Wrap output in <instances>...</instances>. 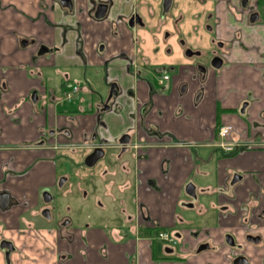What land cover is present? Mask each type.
Returning a JSON list of instances; mask_svg holds the SVG:
<instances>
[{"label":"crops","instance_id":"0c3cea01","mask_svg":"<svg viewBox=\"0 0 264 264\" xmlns=\"http://www.w3.org/2000/svg\"><path fill=\"white\" fill-rule=\"evenodd\" d=\"M213 1L216 37L230 50L224 67L209 73L196 103L199 82L183 93L187 80L175 76L160 88L134 62L140 30L156 13L153 2H147L145 19L137 0H70V7L59 0H0V191L11 197L8 208L0 207V232L14 247L8 252L0 245V264H155L149 238L139 241L136 263L132 233L120 242L113 227L90 226L67 231L70 240L65 232L46 229L35 207L55 183L54 152L36 143L52 129L55 139L75 152L96 146L115 151L120 137L131 134L129 173L118 183L134 187L148 228L155 223L186 237V227H180V219L191 214L183 205L186 186L193 183L209 195L228 187L220 199L202 201L196 222L201 234L191 248L206 229L220 242L226 231L239 235L244 217L255 220L264 211V146L229 155L215 146L222 123L234 125V137L243 145L264 144V0H249V10H242L241 0ZM101 2L109 9L99 20ZM251 9L259 13L254 25ZM133 14L145 25L130 27ZM41 48L48 49L43 56ZM113 83L118 94L110 96ZM70 85L80 93L67 101ZM64 130L68 134L58 136ZM9 169L15 175L8 176ZM236 173L242 180L232 186ZM221 205L236 215L214 227L211 219ZM49 244L55 252L47 250Z\"/></svg>","mask_w":264,"mask_h":264},{"label":"flooded vegetation","instance_id":"af4514ba","mask_svg":"<svg viewBox=\"0 0 264 264\" xmlns=\"http://www.w3.org/2000/svg\"><path fill=\"white\" fill-rule=\"evenodd\" d=\"M199 1L202 2L203 4L206 3V0H199ZM211 2H212V5L210 7L213 6L214 1L211 0ZM100 4H107V3L101 2L98 5ZM172 4H173V0H172ZM172 4L170 6V9L166 12L164 9V0H162V5H161L162 6V16H161L162 23L166 22V15L170 12ZM107 5L109 9V4ZM241 7H242V10H249V0H241ZM213 16H214V13H211L210 11L207 12V25L212 35L211 47L207 52V56H208L207 63L202 64V65L200 64L196 67L190 68L193 78L196 79L197 82H199L201 85L196 95V103H199L202 96L204 95L203 94L204 87L208 79L209 73L211 71H214L217 73L224 67L226 56L228 55V51L230 50V46L225 45L223 41L218 40V38L216 37ZM248 18H249L250 24L254 25L259 19V13L251 9L248 12ZM127 22L130 27H134L137 24L141 26L145 25L143 18L138 14L131 15V17L128 19ZM236 36H239V35H236ZM185 52H186L187 57H193V56H198V55L203 54L201 52L191 51L187 47H185ZM40 56H43V55H40ZM131 62H133V59ZM219 63H221V66L219 68H216L215 66L218 65ZM161 71H162V77L159 78V80L157 81L160 88L163 87V85L167 81H170L172 79V77L168 75V73L166 72V69L162 68ZM188 84L189 83L188 82L186 83L185 81L181 85V90L183 93L188 89ZM72 86H77V85H70L66 93L69 91V89ZM77 87L79 91L74 97H76L80 93V87L79 86ZM66 93H65V100H67ZM117 94H118V86L116 83H113L111 87L110 96L117 95ZM34 97H36V94H34ZM67 101H72V99L67 100ZM247 106H248V102H244L242 109H241L242 113L245 112ZM225 126L231 127L232 131L230 132L228 137L224 138L221 136L220 132H221V128ZM64 134H68V131L67 130L60 131L58 136H61ZM235 134H236V129L234 125L229 124V123L219 124L216 129L215 146L220 151H222L223 153L227 155L244 153L248 150L255 148L254 146L256 145L264 146V144H260V143L257 144V142H262V141H254V140H252L250 145H247V146L243 145L242 142L235 139L234 137ZM127 135L130 136L131 141H130V144H128L127 146H124L123 144H121V140L122 139L125 140L127 138ZM56 137L57 135L54 129L48 130L46 132L44 131L42 132V137L36 143L37 146H40V147L45 146L46 149L52 150L54 152V157L52 161L55 167L56 180L53 186L48 187L42 191L41 196L39 197L38 203L35 207V214H37V216L42 220V222L45 223L47 230H58V231H62L63 233L65 232V234H67V237L71 240L73 235L68 232L72 230H76V229L78 230L79 228L70 226L71 222L69 220H65V218H59L60 216L59 212L61 210V202L63 199H67V197H65L64 194H60V195L58 194V192L61 191V189L65 186V184L70 180L69 179L70 177L68 173H62L58 175L57 165H56V162L59 159H60V162L62 163L63 157L65 156V155H60L61 152L67 151L68 149L66 148L67 145H64L63 143H60L59 141H57L55 139ZM253 142H255V144ZM131 144H132L131 134L129 133L123 134L118 140L117 150H115L113 159H111L109 163L105 165L104 169L100 172V179L105 183L104 195L108 199H112L114 203L117 198L115 197V193L113 192L115 189L121 195L124 194L128 190L125 184L118 183V179L120 178V176L125 177L129 173L128 171V173L126 174V170L128 169L130 160L127 159L126 156L130 152L129 147L131 146ZM95 148H102L104 150V157H105L106 150L108 149H105L101 146H96ZM94 149L90 150L88 155H90ZM7 175L13 176L15 175V173L11 169H9L7 170ZM241 180H242V176L236 173L232 176L230 180V185L235 186ZM189 184H192L195 187L193 191L194 195H190L187 191V186ZM189 184L186 186V189H185L186 194L188 196L187 197L188 200L184 202L183 205L185 206V208L191 211V213L194 212V214H196L197 216V219L196 220L193 219V217L190 214L188 215V219L187 218L180 219L182 221L180 224L181 225L180 227H186V224L188 223L190 225L195 224L197 220L200 218V216L203 214L202 213L203 211H201V207H200L203 205L202 201L205 199H209L210 201V198L215 199V200L220 199L221 195H226V192L228 189V187L221 188V189L216 190L213 195L211 194L209 195L208 194L209 191L204 190V189L198 191V189L193 183H189ZM73 187L74 185L71 187V191ZM3 193H8V192L0 191V195ZM95 198H96L95 199L96 202L94 203L97 204V206H101L102 204L99 201V198H100L99 195L96 194ZM118 202L120 203L119 212L121 214L120 215L121 220L119 219V221L115 222V223H119V225H115V227L113 226L112 229L115 230L118 234H120L119 239H118L120 240V242H123L122 240L124 239V234H127V236H130V234L132 233L133 236L131 238H133L135 241L134 258H135L136 263H138L140 260V250L138 246L139 241L142 239L148 238L147 235H150L152 237L154 233H155L156 239L160 240V242L162 243L163 252L166 255L177 254L176 249L179 248L180 258L183 259L184 257L182 253L186 252L189 248H190V251H193V247L191 248L192 239L198 240V237L201 234L200 233L201 231L200 232L197 231L195 233L193 231L190 233V237L186 238L183 235V233H181L182 232L181 230L180 231L174 230V231L168 232L165 229H161L157 227L155 223H153L152 228H148V225H147L148 218H147L146 212L143 210L142 204L136 201V209L134 212H132V211H129L127 204L123 197L119 199ZM10 204H11V197L9 195V201L6 204V206L3 207L0 202V207L8 208ZM217 208L218 209H216L217 210L216 219L215 220L211 219V221H213L214 227H217L218 225H220L221 222L226 220V218H228L230 215H236L234 211L229 209L228 205L217 206ZM252 216L251 218L250 216H246L241 220V228H240V231H238L239 235L231 231H226L221 234L220 242L216 241V237L211 234L209 228L206 229L204 231V236H205L204 239L197 243L198 246H197L196 253L200 254L204 251L213 250L217 254L216 257L218 258V260L217 261L207 260L205 263H201V264H264V211L259 213L257 215V219L255 220H252ZM87 228H90V224L87 226ZM80 230H83V229H80ZM142 235L143 237H141ZM149 239H151L152 244L156 240L155 238L153 239V237ZM0 242H1L0 243L1 246L3 242L10 243V247H6L3 249L8 250V252H11L13 250L14 247H13L12 241L6 240L1 232H0ZM47 250L51 252H55L56 247L52 244H49L47 246Z\"/></svg>","mask_w":264,"mask_h":264},{"label":"rangeland","instance_id":"374dc122","mask_svg":"<svg viewBox=\"0 0 264 264\" xmlns=\"http://www.w3.org/2000/svg\"><path fill=\"white\" fill-rule=\"evenodd\" d=\"M137 2L145 19L147 17V2L148 4L153 2L156 10L152 19L151 17L146 19L148 27L142 28L138 35L140 51L135 60L137 67L140 70L145 69L143 71L148 70L145 74L157 81L162 77L161 69L164 68L172 79L180 75V78L187 80L189 87L200 86L193 78L190 68L207 63V52L211 47L212 39L207 25V12L212 5L211 0H206L205 4L199 0H173L171 10L166 15V22L163 23L160 21L162 0H137ZM185 47L191 51L201 52L203 56L187 57ZM212 102L211 98L209 103ZM89 152L88 150L64 151L60 154L65 155L62 163L60 159L56 162L57 174L68 173L70 177V180L58 192L59 195L64 194L67 197L61 202L59 218L69 220L70 226L79 229H85L89 224L92 227L100 228L115 227V225H119L115 222L119 221L121 217L119 199L124 198L129 211L134 212L136 209L134 187L122 195L115 189L113 191L117 197L115 203L112 199H108L104 195L105 183L100 179V172L113 159L115 151L106 150L105 157L94 167L85 164L84 160ZM3 174L5 178L7 175L5 172ZM120 180H124V177L120 176L118 181ZM96 194L100 197L101 206L94 203ZM191 216L193 219H197L194 212L191 213ZM199 227L200 225L197 226L196 223L195 226L186 224V238L190 237L191 230H194V233L199 231ZM167 231L171 232L168 229ZM147 237L156 239L155 233L152 237L150 235ZM153 243L156 256L153 260L155 264H187L188 262L194 264L195 260L201 262L218 260L217 254L213 250L197 254L198 245L196 243L193 244V251H190L189 248L182 253L183 259L180 258L179 248L176 249L177 254L166 255L160 240L156 239Z\"/></svg>","mask_w":264,"mask_h":264},{"label":"water","instance_id":"95a60500","mask_svg":"<svg viewBox=\"0 0 264 264\" xmlns=\"http://www.w3.org/2000/svg\"><path fill=\"white\" fill-rule=\"evenodd\" d=\"M59 1L68 7L71 6L70 0H59ZM171 4H172V0H164V9L166 12L170 9ZM107 12H108V5L100 4L98 5V8L96 10L95 17L97 19H102L107 15ZM47 52H48V49L42 48L39 55H44ZM220 66H221V63H219L215 67L219 68ZM130 141H131V138L129 135H127V138L125 140L124 139L121 140V144H123L124 146H127L128 144H130ZM103 157H104V150L102 148H95L93 152L85 158V163L87 166L92 167ZM194 188L195 187L192 184H189L187 186V191L190 195H194V192H193ZM8 201H9L8 193H3L0 195V202L3 207L6 206ZM1 247L2 248L10 247V243L3 242Z\"/></svg>","mask_w":264,"mask_h":264},{"label":"built area","instance_id":"2783aa9c","mask_svg":"<svg viewBox=\"0 0 264 264\" xmlns=\"http://www.w3.org/2000/svg\"><path fill=\"white\" fill-rule=\"evenodd\" d=\"M78 91H79V89H78L77 86H72L69 89V91L66 93V99L67 100L73 99V97L78 93ZM231 131H232V128L231 127L225 126V127H222L221 128L220 134H221L222 137L225 138V137H228L229 136V134H230Z\"/></svg>","mask_w":264,"mask_h":264}]
</instances>
